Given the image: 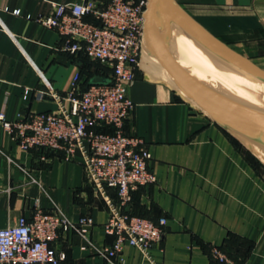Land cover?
I'll use <instances>...</instances> for the list:
<instances>
[{"label":"crops","instance_id":"1","mask_svg":"<svg viewBox=\"0 0 264 264\" xmlns=\"http://www.w3.org/2000/svg\"><path fill=\"white\" fill-rule=\"evenodd\" d=\"M76 1L0 0V112L6 120L57 109L44 94L42 79L62 96L76 72L85 79L98 76L94 66L83 70L81 56L63 51L64 41L54 29L34 21L50 14L54 3ZM175 1L264 71V0ZM128 96L134 108L124 132L142 139L157 180L135 190L127 210L154 222L166 218L164 233L150 250L153 263L127 243L116 259L106 260L67 231L53 243L66 254L60 264H212L210 246L224 247L243 264H264V167L250 162L164 79L138 68ZM106 195L117 202L114 190L106 189ZM36 207H57L73 221L90 216L89 238L96 246L114 239L102 229L108 208L87 181L81 154L66 161L37 149L23 152L0 125V228L19 216L30 218Z\"/></svg>","mask_w":264,"mask_h":264},{"label":"built area","instance_id":"2","mask_svg":"<svg viewBox=\"0 0 264 264\" xmlns=\"http://www.w3.org/2000/svg\"><path fill=\"white\" fill-rule=\"evenodd\" d=\"M148 1L54 3L50 14L34 18L58 33L64 41L63 51L97 63L102 70L94 67V74L108 83L84 85L86 79L78 71L70 89L60 96L42 79L44 94L55 101L57 109L15 121L6 120L0 112V125L23 152L49 151L66 161H73L79 152L87 181L108 208L102 229L114 239L110 245L96 246L89 238L94 224L90 216L73 221L57 207L49 211L36 207L30 218L19 216L13 224L0 228V264H60L66 254L53 243L67 231L80 235L106 260L116 259L127 243L153 263L150 250L160 241L166 218L154 222L127 210L132 193L157 179L148 168L151 155L142 139L124 132L134 108L128 90L139 68ZM103 69L108 70L106 74ZM106 189L115 191L117 202L108 198ZM211 256L219 264H236L217 248L211 249Z\"/></svg>","mask_w":264,"mask_h":264},{"label":"water","instance_id":"3","mask_svg":"<svg viewBox=\"0 0 264 264\" xmlns=\"http://www.w3.org/2000/svg\"><path fill=\"white\" fill-rule=\"evenodd\" d=\"M143 46L195 108L264 167V71L209 33L175 0L148 1ZM106 83L100 76L88 82Z\"/></svg>","mask_w":264,"mask_h":264},{"label":"bare ground","instance_id":"4","mask_svg":"<svg viewBox=\"0 0 264 264\" xmlns=\"http://www.w3.org/2000/svg\"><path fill=\"white\" fill-rule=\"evenodd\" d=\"M181 35L183 36V38H185V40H190L189 37H187L186 35H184L182 32H180ZM141 60H143V62L146 64V70L144 71L145 74L148 77H156V78H162L165 81H167L173 88H175L177 90V92L184 97L191 105H193L194 107H198L196 105V103L185 93V91H183L182 88H180L178 86V84L176 83V81L174 80V78L165 70L163 69L159 63L148 53V51L146 50L145 46H143L142 48V54L140 57V62L139 65L141 64ZM167 75V76H166Z\"/></svg>","mask_w":264,"mask_h":264},{"label":"trees","instance_id":"5","mask_svg":"<svg viewBox=\"0 0 264 264\" xmlns=\"http://www.w3.org/2000/svg\"><path fill=\"white\" fill-rule=\"evenodd\" d=\"M80 59H81V62L84 64L83 65V70L84 69H86L87 68V66H89V67H91V66H94V67H96L97 68V70L99 71V69L100 70H102V68L101 67H99V65L97 64V63H93V62H90V61H88L85 57H83V56H81L80 57ZM97 71V72H98ZM103 71L105 72V74H106V72L108 71V70H104L103 69ZM88 72V74L89 75H91V73L89 72V71H86V73ZM90 81V76L86 79V82L84 83V85L85 84H87L88 82ZM98 130H100V131H107L106 129H102V128H99ZM227 135V134H226ZM239 148H241L242 150H244L240 145H239V143H237L234 139H232L229 135H227ZM40 151H43V150H40ZM43 152H49V151H43ZM244 153H245V156H246V158L250 161V162H252L253 164H256V165H258L259 167L261 166V167H263L253 156H251L247 151H245L244 150ZM212 248H217V249H219L221 252H223L224 254H226V256L228 257V258H230L231 260H233L236 264H243V260H238V259H236V258H234L232 255H230L229 254V252L228 251H226L225 249H224V247H222V246H210L209 247V252H208V257H209V259H210V262L212 263V264H219L215 259H213V257L211 256V249Z\"/></svg>","mask_w":264,"mask_h":264},{"label":"rangeland","instance_id":"6","mask_svg":"<svg viewBox=\"0 0 264 264\" xmlns=\"http://www.w3.org/2000/svg\"><path fill=\"white\" fill-rule=\"evenodd\" d=\"M141 57V56H140ZM139 62H140V59H139ZM139 64V63H138ZM139 68L142 69V71H147L146 69V64L143 62V60H141V64L138 66Z\"/></svg>","mask_w":264,"mask_h":264}]
</instances>
